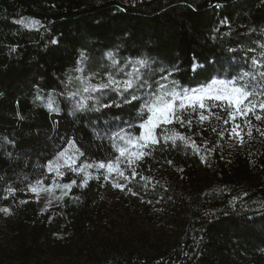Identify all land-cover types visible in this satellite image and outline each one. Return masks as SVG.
Instances as JSON below:
<instances>
[{"label": "trees", "instance_id": "1", "mask_svg": "<svg viewBox=\"0 0 264 264\" xmlns=\"http://www.w3.org/2000/svg\"><path fill=\"white\" fill-rule=\"evenodd\" d=\"M262 51L264 0H0V209H9L0 211V264H264L258 107L234 120L223 107L204 121L198 111L184 113L191 123L170 127L188 142L162 131L147 156L122 165L127 179L105 180L90 168L84 184L69 167L73 158L86 165L118 155L115 134L136 135L140 123L138 102L78 110L77 77L123 80L146 60L157 70L152 82L163 68L169 80L199 89L251 69ZM145 91L151 87L138 94ZM49 93L61 112L39 102ZM112 98L121 100L113 92L103 102ZM54 180L76 183L39 213L29 186Z\"/></svg>", "mask_w": 264, "mask_h": 264}, {"label": "snow or ice", "instance_id": "2", "mask_svg": "<svg viewBox=\"0 0 264 264\" xmlns=\"http://www.w3.org/2000/svg\"><path fill=\"white\" fill-rule=\"evenodd\" d=\"M19 23L23 24L24 21H19ZM38 23V21H32L31 24L26 26L35 27ZM81 55L83 56V54ZM107 55L112 58V63L115 65L117 61L113 58V54L109 52ZM260 56L264 58V51L260 53ZM137 64L140 67L127 73V78L123 80H118L112 74H108L107 79L99 83H93L89 76L77 77L80 87L73 95L81 96V101L77 105L78 110L92 107L93 110L100 111L101 109L121 107L124 104H133V102L139 103L137 118L140 123L137 134L133 135L131 132L123 136L119 133L115 134L119 141L114 142L115 152L118 155H109L96 163L86 165H77L75 159H72V164L69 167L71 171L84 175V184H87V178L91 176V173L87 171L90 168H95L100 175H103L105 180L113 175L127 179L128 177L125 176L122 165L127 164L128 168H132L136 162L147 156L149 153L145 150L159 143L162 131L164 132V138L167 140L175 142L179 139L187 143V138L170 127L176 124H190V120H185L184 113L186 112L198 111L200 120L204 121L209 119L204 113L212 112V109L217 107H223L228 111L229 117L233 120L237 113L247 116L249 113H254L257 107L264 111V60L262 59L253 58L251 61L253 67L238 72L234 78H211L199 89H185L178 81L169 80L172 73L168 72L167 75H164L163 73L166 70L163 68L159 69V72L162 73L160 80L152 82L148 77L157 70L150 69V65L146 60H139ZM142 68H149L150 71L143 72L141 71ZM77 71L83 72L85 70L78 68ZM121 71L123 72V69ZM164 81L169 82L165 83ZM258 85L260 86L259 91H257ZM149 87H151V91H145L143 97L138 94L139 90L148 89ZM113 92L119 95L121 100L118 102L115 98H112L110 103L103 102V99L109 97ZM95 93H99V95H93ZM257 96L261 98L257 100ZM88 101H92V104L89 105ZM256 119L261 120L264 118L256 115ZM129 127H132V125ZM239 127V125L234 126L232 134L238 136L242 143L243 137L238 131ZM192 146L195 147L194 142ZM52 167L53 165L50 163L49 169L51 170ZM56 171L58 176H63V173L59 171V166H57ZM130 175L136 176L138 173L133 169ZM96 178L99 179V175ZM41 183L42 181H37V184ZM75 183L76 181L73 180L70 183L59 185V187L70 190ZM113 187L121 188L122 186L119 183H114ZM29 188L33 193L37 192L36 187L29 186ZM62 195H67V192L62 193ZM0 211L7 213L9 209L4 208Z\"/></svg>", "mask_w": 264, "mask_h": 264}, {"label": "rangeland", "instance_id": "3", "mask_svg": "<svg viewBox=\"0 0 264 264\" xmlns=\"http://www.w3.org/2000/svg\"><path fill=\"white\" fill-rule=\"evenodd\" d=\"M19 21H24V23L21 24L19 23ZM32 21H35V20L31 18H21L17 20L16 22L21 24L23 27L30 28V29H37L39 24H37L35 27L26 26V25L31 24ZM51 95L52 94L49 93L43 99L39 98V102L42 103V105H45L48 111L51 113L61 112L62 110L61 104H59V101L57 98ZM59 185H63V184L60 182H56V180H54L49 185L44 186L43 188H41L34 194L35 199H36V209L39 213L43 212L49 207L56 206L66 196V195H62V193L64 192L68 193V189H62L61 187H59Z\"/></svg>", "mask_w": 264, "mask_h": 264}]
</instances>
